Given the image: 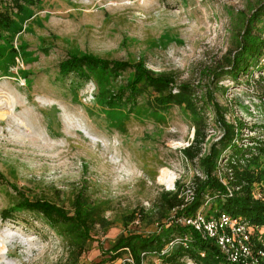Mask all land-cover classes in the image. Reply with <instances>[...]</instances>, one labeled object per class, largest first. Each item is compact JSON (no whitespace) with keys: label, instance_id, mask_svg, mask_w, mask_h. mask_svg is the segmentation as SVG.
Wrapping results in <instances>:
<instances>
[{"label":"rangeland","instance_id":"rangeland-1","mask_svg":"<svg viewBox=\"0 0 264 264\" xmlns=\"http://www.w3.org/2000/svg\"><path fill=\"white\" fill-rule=\"evenodd\" d=\"M36 1L16 20L21 28L13 39L8 36L15 52L0 44V172L26 197L57 199L66 208L72 191L86 184L94 199L108 203L105 217L113 225L74 257L68 255L60 230L40 216L0 218V233L14 237L6 247V264H95L103 259L100 247H109L119 233L159 230L151 217L159 193L172 191L162 184L165 174L175 175L176 190L199 173L181 153L193 139V116L182 106L153 111L150 93L130 111L108 106L106 99L99 100L100 92L108 93L121 79L105 84L94 73L80 86L73 78L60 77L59 62L84 53L142 61L154 73H170L174 86H197L200 97L204 87L213 86L207 71L235 49L245 18L264 0ZM255 27L264 32V17ZM42 41L46 44L40 50ZM213 96L227 123L243 124V144L250 145V138L264 141V48L246 74L220 79ZM5 111L8 117L1 114ZM206 114L200 155L223 134L211 104ZM257 191L263 195L262 185L255 182L252 195ZM15 200L8 184L0 183V211ZM139 208L141 217L137 212L132 221L122 222L121 216ZM148 261L159 263L150 255L143 263ZM113 264H123V259Z\"/></svg>","mask_w":264,"mask_h":264},{"label":"trees","instance_id":"trees-1","mask_svg":"<svg viewBox=\"0 0 264 264\" xmlns=\"http://www.w3.org/2000/svg\"><path fill=\"white\" fill-rule=\"evenodd\" d=\"M38 3L36 0H0V44L4 43L5 46L6 43V46L9 45L11 51L15 52L8 36L13 39V35L21 28L16 25V20ZM263 17L264 1L254 7L245 18L235 49L228 50L221 63L207 71L212 77L213 86L204 87L200 97L196 96L197 86L189 82L174 86V77L170 73H154L145 68L142 61L114 60L84 53L69 55L59 62L60 77L73 78L74 83L77 82L80 86L94 73L104 77L105 84L121 79L108 93L104 92L105 89L100 92L99 100L106 99L108 106L122 105L130 111L139 99L147 97L150 93L153 111L165 112L172 106L184 107L193 116L194 133L191 144L181 149V153L204 175L203 178L197 175L193 177V199L186 204H183L179 196L180 185L175 191L160 192L151 217V221L160 226L159 230L147 235L135 232L119 233L109 247H100L103 259L95 264H113L118 259H123V264H144V258L149 255L155 256L159 260L158 264H185L187 259L195 264H240L228 262L212 239L203 237L192 227L177 222L166 226L163 220L171 212L174 217L187 216L194 214L201 207L205 209L208 206L205 211L207 215L227 212L254 226L264 227V141L250 138V145L243 144L244 139L239 130L243 124L227 123L223 117V108L215 102L213 96V90L220 79L229 77L237 80L238 74H246L252 60L262 54L264 32L255 25ZM45 44L42 41L40 50ZM10 58L12 62V54ZM127 72L131 74L130 78L124 76ZM97 84L101 86L103 83L98 80ZM210 104L216 122L223 128V134L210 144L206 154L200 155L201 145L206 137V113ZM222 157L227 158V164L232 170V179L227 182V185L233 188L231 195L216 175L218 161ZM3 182L14 191L16 200L13 205L0 211L1 220L14 219L19 213L40 216L51 229L60 230L70 256L79 257L86 252L88 244L98 242V237L95 236L100 231L105 233L113 225V221L105 217L108 203L94 199L86 184L72 191L66 208L59 204L57 199L26 197L20 189L9 184L0 172V183ZM255 182L263 187L262 199L254 197L251 193L252 184ZM140 209L121 216L122 222L132 221L137 212L141 217ZM184 238L185 244L182 242ZM175 239H180L181 242L174 243L170 249L163 252L169 242ZM125 255L127 256L124 257ZM146 264L155 263L148 261Z\"/></svg>","mask_w":264,"mask_h":264},{"label":"built area","instance_id":"built-area-1","mask_svg":"<svg viewBox=\"0 0 264 264\" xmlns=\"http://www.w3.org/2000/svg\"><path fill=\"white\" fill-rule=\"evenodd\" d=\"M196 175L200 178L204 177L200 171ZM216 175L220 178L221 182L226 185L227 192L231 195L233 188L227 185V182L232 179V170L227 164L226 157H222L218 161ZM171 190L175 191L173 184ZM193 195L194 185L192 182L189 185L181 186L179 196L183 200V204L190 202L193 199ZM254 197L262 199V192H255ZM171 222L190 226L203 237L212 239L228 262L264 264V240L261 237V234L264 232V227L254 226L243 218L232 216L227 212L207 215L203 207L199 208L192 215H182L179 217L171 215V218L166 224L168 225ZM185 240L186 238L182 241L184 244ZM177 242H181V240L175 239L169 242L163 252L170 249L172 245ZM126 260L131 261L130 258H126ZM191 264H193V262Z\"/></svg>","mask_w":264,"mask_h":264},{"label":"bare ground","instance_id":"bare-ground-1","mask_svg":"<svg viewBox=\"0 0 264 264\" xmlns=\"http://www.w3.org/2000/svg\"><path fill=\"white\" fill-rule=\"evenodd\" d=\"M1 114H3V116L5 115L4 117L9 116L8 111L2 112ZM174 180H175V175L172 173H167L162 179L163 183L162 182L161 183L169 188L170 186H172ZM13 239L14 237L10 234L0 233V264L7 263L6 247L10 242H12Z\"/></svg>","mask_w":264,"mask_h":264}]
</instances>
